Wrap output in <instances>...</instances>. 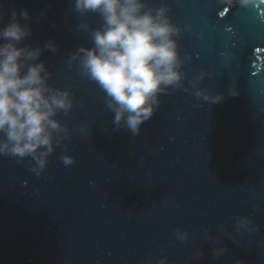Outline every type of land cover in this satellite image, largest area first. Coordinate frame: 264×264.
Here are the masks:
<instances>
[{
  "label": "water",
  "instance_id": "95a60500",
  "mask_svg": "<svg viewBox=\"0 0 264 264\" xmlns=\"http://www.w3.org/2000/svg\"><path fill=\"white\" fill-rule=\"evenodd\" d=\"M3 2L0 26L26 8L25 43L58 46L40 59L75 104L57 117L72 139L42 176L28 159L0 155V264H264V0H148L167 4L183 29L185 80L161 94L137 136L114 130L105 94L67 63L92 46L77 26L98 27L99 17L80 16L73 0ZM198 89L224 98L205 101ZM64 154L75 163L65 166ZM243 216L259 231L240 228ZM217 247L227 249L219 258Z\"/></svg>",
  "mask_w": 264,
  "mask_h": 264
},
{
  "label": "clouds",
  "instance_id": "9594fccd",
  "mask_svg": "<svg viewBox=\"0 0 264 264\" xmlns=\"http://www.w3.org/2000/svg\"><path fill=\"white\" fill-rule=\"evenodd\" d=\"M73 4L80 16H98L100 25L82 22L77 26L88 34L92 46L79 47L67 63L105 94V103L114 113V130L123 128L137 136L157 110L161 94L184 88L185 60L178 40L183 29L172 22L165 3L154 7L148 0H73ZM5 14L0 0V18ZM30 20L28 9H12L8 22L0 26V155L20 163L28 159L30 170L42 176L57 147L66 151L65 141L72 139L71 130L57 117L61 112L65 116L71 113L75 97L70 88L51 84L52 73L40 59L45 50H59L55 42L49 40L43 48L25 43L33 34ZM195 95L213 103L224 98L203 89ZM79 130L88 132L87 126ZM60 159L65 166L75 163L69 154ZM236 223L259 231L248 216L239 217ZM176 237L186 241L188 233L178 228ZM229 237L235 241L231 234ZM204 238L222 243L211 233ZM226 251L217 247L214 255L219 258ZM203 255L197 252V258ZM158 264L168 261L161 258Z\"/></svg>",
  "mask_w": 264,
  "mask_h": 264
}]
</instances>
